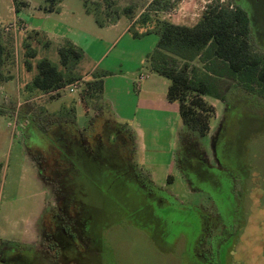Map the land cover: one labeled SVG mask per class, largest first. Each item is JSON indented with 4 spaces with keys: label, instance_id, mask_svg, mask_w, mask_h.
I'll return each mask as SVG.
<instances>
[{
    "label": "rangeland",
    "instance_id": "rangeland-1",
    "mask_svg": "<svg viewBox=\"0 0 264 264\" xmlns=\"http://www.w3.org/2000/svg\"><path fill=\"white\" fill-rule=\"evenodd\" d=\"M16 1H25L28 5L20 7L17 13ZM97 1L102 0H60V13L47 14L44 7L49 2L46 0H0V32L15 56L14 65L10 66L15 74L9 82L12 92L18 91L20 82L37 74L39 60L48 58L62 67L58 47L67 38L78 41L85 52L82 60L72 61L69 75H84L100 58L102 63L96 73L117 74L108 79L107 95L111 99H107L110 111L101 112L107 115L105 118L98 116L101 113L92 106L87 111L86 102L80 100L82 90L70 92L68 88L59 93H42L46 95L21 105L22 98L9 99L6 104L10 116L0 115V255L11 259L9 264H53L48 251L51 238L47 228L52 213L61 204L66 191L63 188L69 184L63 186L56 173L55 155L60 149L63 152L56 135L57 127L86 136L101 132L102 123L106 118L110 119L108 115L116 113V109L125 108L126 114H132L138 89L136 83H129L125 77L134 68L137 77L142 52L150 44L155 48L158 42L157 33L136 39L134 33L144 29L142 22L133 25L125 37L116 40L117 32L106 33L108 29H103L96 19L98 16L108 22L116 18V11L122 13V9L131 4L137 19L152 0H108L111 6L105 5L104 8ZM214 1L175 0L170 8L150 14L151 18L191 25ZM86 4L96 14H88ZM240 4L249 11L253 44L264 52V0H240ZM121 16L122 28L132 18L125 14ZM10 25L15 27L6 30ZM24 27L45 34L32 45L36 56L26 54L25 37H21L22 32L25 34ZM9 39L12 42H8ZM47 40L50 41L48 46ZM82 80L84 86L86 79ZM6 94L7 89L0 90V104L6 101ZM260 97L239 87H234L226 101L207 96L206 99L216 107V115L210 119L211 129L205 136L189 130L180 116L163 112L146 115L139 110L135 125L133 122L127 124L136 137L133 152L128 130L119 127L128 137L126 150L136 173L150 189L167 195L169 200L165 205L160 206L151 200L144 188L137 186L127 168L120 167L116 173L115 170L107 171L104 176L94 171L87 174L73 172V179L79 184L74 185L75 189L70 185L66 188L73 190L74 197L86 204L81 212L89 220L88 234L102 252L101 258H96L93 264H196L187 256V242H195L197 237H194L195 229L189 223L200 224L203 216L215 212V206L201 189L210 188V185L198 182L197 189L187 180L181 162L184 147L192 144L205 162L214 164L217 161L215 144L226 126V139L222 144L235 142L237 150L234 149V153L240 156L238 146L246 140L251 149L249 163L256 164L264 174V98ZM30 112L34 114L28 117ZM26 117L28 122L24 121ZM252 118L256 120L251 121ZM172 155L173 161L170 162ZM72 157L77 168L81 169L82 165L93 167V162L82 158L78 152ZM48 163L51 168L46 170ZM63 174L62 171L60 175ZM258 193L256 189L254 196ZM258 218L259 222L256 218L250 220L247 241L238 247L233 264H264V209L258 212ZM218 232L219 227L207 236L208 245ZM68 254L73 256L71 252Z\"/></svg>",
    "mask_w": 264,
    "mask_h": 264
},
{
    "label": "trees",
    "instance_id": "trees-1",
    "mask_svg": "<svg viewBox=\"0 0 264 264\" xmlns=\"http://www.w3.org/2000/svg\"><path fill=\"white\" fill-rule=\"evenodd\" d=\"M46 1L49 3L44 7L45 12L59 10L60 0ZM96 3L101 8L105 5L111 6L108 0ZM174 3L175 0H152L147 10L133 22L132 26L138 22L144 25L143 31L134 33V36L158 34L156 47L146 56V66L151 72L170 80L168 100L179 104L182 122L189 130L205 136L211 129L210 119L216 115L215 105L206 100L205 96L226 101L234 87H239L246 93L254 92L264 97V52L254 46L249 11L240 4L223 3L220 0L211 2L201 18L191 25L151 18V12L165 10ZM24 5L25 1H16L15 11L18 12ZM85 7L88 13H94L88 4ZM122 10V13L115 12L116 17L125 14L134 19V5L131 4ZM112 11L114 12L111 9ZM96 19L100 25L105 24V20L99 19L98 16ZM40 35L44 37L36 30L29 33L24 42V47L28 48V56L37 55L36 50L31 49L32 43L29 39L38 40ZM9 41L12 42L11 39ZM46 44L50 45V41L47 40ZM58 51L62 67L48 58L39 60L36 65L38 72L31 81L33 89L47 94L82 78L78 74L69 75L72 73V61L82 58V49L72 41L66 40L59 46ZM14 58L13 49L4 42L0 32V84L15 77L10 67L14 65ZM103 75L105 74L95 73L91 80L84 81L81 101L86 102L87 111L90 106L97 108L100 113L104 110ZM9 112L5 104H0V115H9ZM115 124L114 120L106 119L102 126H117L128 130L133 152L135 136L130 128L127 124ZM122 134L125 139L128 138L125 132ZM124 147L126 149V141ZM1 168L0 164V171ZM1 185L0 177V190Z\"/></svg>",
    "mask_w": 264,
    "mask_h": 264
},
{
    "label": "flooded vegetation",
    "instance_id": "flooded-vegetation-1",
    "mask_svg": "<svg viewBox=\"0 0 264 264\" xmlns=\"http://www.w3.org/2000/svg\"><path fill=\"white\" fill-rule=\"evenodd\" d=\"M252 119L251 121L256 120ZM69 131L59 127L56 131L63 152L62 149L59 153L56 152L54 160L56 173L59 174L58 181L63 186L67 182V188L69 185L74 188V185L79 184L73 179L75 171H84L86 174L94 171L104 176L107 171L115 170L116 173L120 171V167H124L134 181H137V186L144 188L151 200L160 206L168 203L166 194L152 190L142 183L124 147L126 139H123L122 131L117 126L103 125L100 127L101 132L86 136H82L81 132L77 134ZM226 133L225 126L219 142L215 144L217 161L214 164L205 162L192 144H187L183 150L181 162L187 180L197 189L198 182L210 185V188L201 189L209 195L215 206L214 213L205 217L202 215L200 224H195L192 220L189 223L195 229L194 237H197L195 242H187V256L192 257L196 264H233L238 247L247 241L250 220L256 218L259 222L258 212L264 209V174L256 164L249 163L251 149L246 140L241 141L238 146L240 156L234 153L237 150L234 148L235 142L222 144ZM77 152L82 158L93 162V167L82 165L81 169L77 168L72 160ZM50 168L48 163L45 169ZM62 171L64 174L60 175ZM66 187L63 188L66 191L61 204L52 213V220L48 223V235L51 238L49 256L53 258V264H93L96 258H101L102 252L88 234L89 220L81 212L86 204L78 201L73 190L68 191ZM256 189L259 193L255 197ZM218 227L220 233L214 234L208 245L207 236ZM70 252L73 256H68ZM4 256L0 255V264L12 262Z\"/></svg>",
    "mask_w": 264,
    "mask_h": 264
},
{
    "label": "crops",
    "instance_id": "crops-1",
    "mask_svg": "<svg viewBox=\"0 0 264 264\" xmlns=\"http://www.w3.org/2000/svg\"><path fill=\"white\" fill-rule=\"evenodd\" d=\"M235 1H236L235 3L240 4V0H235ZM25 4L26 5H24L22 7H25L28 5L27 2H25ZM59 5H60V2L58 3V8L60 10ZM59 10L58 11L55 10L52 12H46V13L47 14L60 13ZM85 11H86V8H85ZM135 20H136V18L131 19L126 26L121 28L122 16H119V17H116L114 19L109 20L108 22H105V24L101 25V26L103 29H108V30H105L106 33L117 32L118 36H117L116 40H119V39L125 37L130 32L131 26ZM24 31H25V34H24V32H22L23 34L21 33V35H22L21 37L22 38L25 37V40H26L31 31L28 30L27 28ZM36 31H39V30H36ZM39 32H41V31H39ZM81 33L87 34L88 32H86V33L81 32ZM43 35H45V34H43ZM40 37H41V35H40ZM140 38L141 39L144 38V35L141 37H136V39H140ZM66 40H70L73 43H75L78 47H80V43L78 41H76L74 38L73 39L67 38ZM35 41L36 40H34V39H31V40L29 39V42H31L32 45ZM64 42L65 41H63L62 43H64ZM62 43H60L59 46ZM153 48H154L153 45L150 44L148 46V48L146 49V51L142 52L141 60L138 64V67H140V68L137 67L138 71H139L137 77H135L136 76V71H135L136 68H134V71H130L129 75L125 77L126 79L129 80V83H132V82L136 83L135 86L138 89V92H136V94H137L136 95V101L134 103V107H133L134 111L132 114H130V115L126 114L125 113L126 109L123 108L122 110L116 109V111H117L116 113L113 112V113H110L108 115L111 117L110 119L116 120L118 124L121 123V124H128L129 125V122H133V124L135 125L134 120L136 119V115H137L136 112L139 110L144 111L146 113V115H149L153 112H163V113L171 114L173 116H180L179 104L177 102H171L167 98V90H168V87L170 85V80H168L167 78H164V76H162V75L151 72L149 70V68H147V66H146V56L148 53H150L152 51ZM82 51H83V56L80 60H82L85 57V52L83 49H82ZM101 63H102V58L98 59V61H96L94 63V65L90 68V70L88 72H86L84 75H82V74H78V75L82 76L81 79L91 80L93 78V75L97 72V67H99L98 65ZM113 74L114 73H111L110 75H103L102 76L103 83H104L103 99H102L103 103H104L103 113L110 111V106L107 102V99L110 100L111 98L108 97L107 91H108V79H109V77H111V76L113 77V76L117 75V74H114V75ZM142 76H143V78H142ZM32 78L33 77L31 76V77H28L27 80H24L23 83L20 82L18 85V87H19L18 91L15 93H14V91L12 92L10 90L11 88L9 86V82H11L14 78L9 80V81L1 83L0 84V90H2L4 88L7 89V94H6V98H5L6 101L3 104H5V105L8 104L9 99H14V98L15 99L16 98L21 99L22 98L23 101H21L19 103V105H21L22 103H27V102L32 101V100L36 101V100L40 99L41 97H43L44 95H46V94H42L38 90H35L31 87ZM206 97L207 96H205L204 98L206 99ZM80 100H81V97H80ZM106 102H107V104H106ZM14 113L13 114L15 116H18L17 112H14ZM103 113L99 114L98 116L103 117L104 116ZM33 114L34 113L30 112L28 117L30 115H33ZM2 116H4V115H2ZM9 116H10V113H9ZM98 116H96V117H98ZM106 116H104V118ZM28 117H26V119L23 118V119H25L24 120L25 122H28ZM106 119H109V118H106ZM135 139H136V137H135ZM136 150H137V148H136ZM171 161H173V155L171 156L170 162Z\"/></svg>",
    "mask_w": 264,
    "mask_h": 264
},
{
    "label": "built area",
    "instance_id": "built-area-1",
    "mask_svg": "<svg viewBox=\"0 0 264 264\" xmlns=\"http://www.w3.org/2000/svg\"><path fill=\"white\" fill-rule=\"evenodd\" d=\"M14 25H10L9 27L6 28V30H11V28L13 27ZM15 27V26H14ZM26 29V27H24V30ZM143 78V76H142ZM83 80L80 79V80H76L68 85H66L65 87L63 88H60V89H57V90H54L52 91L51 93H59L60 91L62 90H65L66 88H68L70 90V92H76V91H80L83 89Z\"/></svg>",
    "mask_w": 264,
    "mask_h": 264
}]
</instances>
